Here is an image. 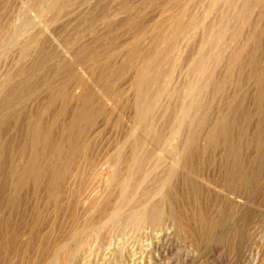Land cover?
Returning a JSON list of instances; mask_svg holds the SVG:
<instances>
[{
  "label": "rangeland",
  "instance_id": "obj_1",
  "mask_svg": "<svg viewBox=\"0 0 264 264\" xmlns=\"http://www.w3.org/2000/svg\"><path fill=\"white\" fill-rule=\"evenodd\" d=\"M0 264H264V0H0Z\"/></svg>",
  "mask_w": 264,
  "mask_h": 264
},
{
  "label": "bare ground",
  "instance_id": "obj_2",
  "mask_svg": "<svg viewBox=\"0 0 264 264\" xmlns=\"http://www.w3.org/2000/svg\"><path fill=\"white\" fill-rule=\"evenodd\" d=\"M259 14V13H258ZM258 16V15H257ZM101 73V72H100ZM115 92V91H114ZM80 116V115H79ZM222 143V142H221ZM180 149V148H179ZM248 163V162H247ZM90 194V193H89Z\"/></svg>",
  "mask_w": 264,
  "mask_h": 264
}]
</instances>
